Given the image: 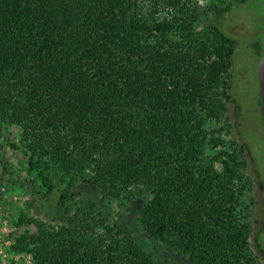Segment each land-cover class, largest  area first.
I'll use <instances>...</instances> for the list:
<instances>
[{
    "label": "trees",
    "instance_id": "obj_1",
    "mask_svg": "<svg viewBox=\"0 0 264 264\" xmlns=\"http://www.w3.org/2000/svg\"><path fill=\"white\" fill-rule=\"evenodd\" d=\"M198 1L0 0V148L58 194L53 219L18 214L12 252L31 264H178L101 211L140 196L137 225L191 264H260L245 145L221 133L235 40L209 18L246 0Z\"/></svg>",
    "mask_w": 264,
    "mask_h": 264
},
{
    "label": "rangeland",
    "instance_id": "obj_2",
    "mask_svg": "<svg viewBox=\"0 0 264 264\" xmlns=\"http://www.w3.org/2000/svg\"><path fill=\"white\" fill-rule=\"evenodd\" d=\"M227 2L198 1L202 6L209 3L224 6ZM209 18L235 40L231 67L234 100L228 103L224 118L230 127L228 130L224 126L221 133L225 139L233 138L245 145L246 172L252 178L251 190L246 197L247 202H251L249 241L260 264H264V124L260 115L256 77L257 63L264 52V0L235 1L229 10L216 16L209 15ZM17 133L15 127L4 131L13 139L17 138ZM0 179V264H31L29 254L15 253L9 249L13 236L20 233L23 227L16 226L14 221L21 211L44 220L53 219L57 213L58 194H41L43 190L38 184L34 185L27 175L22 154L6 145L0 148ZM75 189L86 193L89 186L79 182ZM139 199L140 196H137L131 202L105 204L101 211L111 221L126 223L155 257L168 258L178 264H191L187 256L165 249L140 229L136 222L137 214L134 213L139 207Z\"/></svg>",
    "mask_w": 264,
    "mask_h": 264
},
{
    "label": "water",
    "instance_id": "obj_3",
    "mask_svg": "<svg viewBox=\"0 0 264 264\" xmlns=\"http://www.w3.org/2000/svg\"><path fill=\"white\" fill-rule=\"evenodd\" d=\"M256 77L259 88L260 115L264 124V52L257 63Z\"/></svg>",
    "mask_w": 264,
    "mask_h": 264
}]
</instances>
